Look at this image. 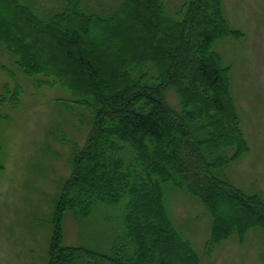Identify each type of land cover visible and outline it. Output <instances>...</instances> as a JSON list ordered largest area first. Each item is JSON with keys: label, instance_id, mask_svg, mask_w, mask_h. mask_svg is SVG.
I'll use <instances>...</instances> for the list:
<instances>
[{"label": "trees", "instance_id": "1", "mask_svg": "<svg viewBox=\"0 0 264 264\" xmlns=\"http://www.w3.org/2000/svg\"><path fill=\"white\" fill-rule=\"evenodd\" d=\"M54 1L44 9L37 0H0V45L17 70L45 78L39 86L69 90L92 116L56 202L48 264H201L169 216L166 187L186 191L210 214L207 253L233 235L264 232V194H247L224 174L250 146L232 67L215 50L244 37L223 0H183L177 18L168 0L100 9L90 0ZM0 70L15 76L1 63ZM20 90L5 86L0 108L15 106ZM121 203L124 232L107 255L63 245L66 214L79 222Z\"/></svg>", "mask_w": 264, "mask_h": 264}, {"label": "rangeland", "instance_id": "2", "mask_svg": "<svg viewBox=\"0 0 264 264\" xmlns=\"http://www.w3.org/2000/svg\"><path fill=\"white\" fill-rule=\"evenodd\" d=\"M120 1L90 0L98 9ZM37 2L44 9L55 6L54 0ZM182 2L168 0L167 13L177 18L175 12ZM223 3L231 26L244 37L224 39L215 50L232 67V91L250 146L224 174L243 192L264 194V0ZM0 63L15 75L10 78L0 70V94L5 86L21 88L15 106L0 108V264H48L56 202L71 176L73 151L87 141L92 116L73 102L69 90L59 85L39 86L36 81L45 80L41 76H23L1 45ZM167 98L179 108L173 91H168ZM165 197L172 222L191 242L201 264H264L262 230L251 229L243 241L233 235L207 253L212 219L206 208L183 190L166 187ZM123 232V203L100 205L84 221L65 215L63 245L107 255Z\"/></svg>", "mask_w": 264, "mask_h": 264}]
</instances>
